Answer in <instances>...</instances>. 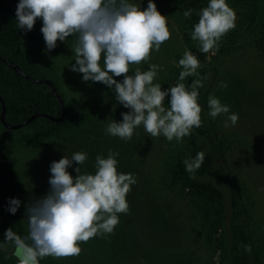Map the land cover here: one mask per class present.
<instances>
[{"label": "rangeland", "instance_id": "1", "mask_svg": "<svg viewBox=\"0 0 264 264\" xmlns=\"http://www.w3.org/2000/svg\"><path fill=\"white\" fill-rule=\"evenodd\" d=\"M134 2L142 9L148 4V0ZM226 2L235 11L236 26L228 32L223 46L215 54L208 53L202 62L207 79L198 103L211 142V164L235 189L237 210L233 228L230 213L224 222L221 215H215L210 240L198 206L181 193L190 189L172 172L179 154L188 157L192 153L189 139L152 137L143 125L134 129L131 140L107 134L108 124L122 122V113L130 109L116 99L114 86L85 82L82 73L71 70L75 39L58 40L52 50L44 40L46 59L62 73L66 88L77 106L86 111L87 120L55 136L26 141L17 149L15 156L25 184L22 209L27 228V207L48 194L51 164L64 156L70 159L78 151L87 154L83 165L73 161L68 168L75 177L76 167L80 174H94L97 156L107 158L109 152L118 153V172L136 178L126 196L129 210L118 214L114 231L81 242L79 255L57 259V264H238L235 251L241 264L264 262V0ZM154 3L167 19L171 38L159 51L153 49L148 61L130 65L129 74L136 68L147 71L151 64L159 65L153 83L167 90L181 82L179 73L183 69L178 62L186 50L199 60L193 48L198 41L191 38L193 30L183 21L178 0ZM114 79L122 82L123 76ZM210 96L229 106V114H238L235 126L228 121L225 127L228 114L209 116ZM164 106L169 108L167 98ZM248 245L251 253L245 250ZM8 249L13 251L11 246Z\"/></svg>", "mask_w": 264, "mask_h": 264}, {"label": "clouds", "instance_id": "2", "mask_svg": "<svg viewBox=\"0 0 264 264\" xmlns=\"http://www.w3.org/2000/svg\"><path fill=\"white\" fill-rule=\"evenodd\" d=\"M192 11L188 9L183 15L190 17ZM198 16L191 38L198 41L202 52L215 54L221 38L236 26L235 11L226 0H209ZM37 18L43 21L41 32L48 50L54 49L58 40L75 37V63L71 70L82 73L85 82L114 86L116 99L130 109L122 113V122L113 120L108 124L107 134L131 140L134 129L143 125L152 137L163 135L168 141H179L201 126L198 89L203 87L202 79L193 80L191 90L184 83L162 90L160 84L153 83L159 65L151 64L147 71L136 68L134 74H129L130 65L148 61L152 50L159 51L171 38L167 19L154 0H148L143 9L134 0H19L17 27L30 31ZM178 64L183 69L180 81L199 76L200 61L191 51L186 50ZM120 76L122 82L114 79ZM222 86L227 84L222 82ZM169 96L170 107L166 109L164 101ZM208 107L212 118L228 114L225 127L229 126L228 121L232 126L238 122V114H229V106L215 96L208 98ZM117 155L109 152L107 158L97 156L94 174H80V168L76 167L75 177L68 168L73 161L83 165L86 153L78 151L70 159L64 156L52 162L50 191L26 209L27 236L8 228L0 248L11 246L17 264H40L47 256L57 259L77 256L82 251L81 242L112 233L119 223L118 214L129 210L126 196L136 183L131 173L118 172ZM203 160V152L186 159V171L195 173ZM20 203L19 199L10 201L12 214ZM244 247L251 253L250 245Z\"/></svg>", "mask_w": 264, "mask_h": 264}, {"label": "trees", "instance_id": "3", "mask_svg": "<svg viewBox=\"0 0 264 264\" xmlns=\"http://www.w3.org/2000/svg\"><path fill=\"white\" fill-rule=\"evenodd\" d=\"M18 3L19 0H0V243H4L8 228L22 237L28 233L23 221L22 198L25 184L15 156L17 149L26 141L55 136L80 127L87 120L86 111L77 106L66 88L62 73L44 55L42 19L37 18L30 31L17 27L15 7ZM208 3L209 0H178L182 19L189 29L193 30L199 20V11L207 7ZM188 9L193 11L186 18L183 13ZM226 37L228 33L219 41V47L223 46ZM73 39V36L67 38ZM193 48L200 61V68L197 70L199 76H189L179 82L184 83L189 90L192 81L197 78L202 79L204 84L202 62L208 54L200 50L199 43ZM201 88L198 89L199 92ZM166 98L169 105L170 96ZM201 121V126L193 128L191 134L186 136L192 144V153L188 157L179 154L172 172L190 189V192L181 193L198 206L202 216L201 224L210 240L209 233L216 214L221 215V222H224L227 212L230 213L233 221L231 228L235 226L237 200L233 186L225 183L228 181L211 164V142L202 120V112ZM199 152L204 153L201 167L195 173L186 171L184 161L195 158ZM12 199H19L21 202L15 214L10 212ZM248 232L251 237L250 231ZM235 253L236 263L241 264V257L237 251ZM260 262L264 264L263 261ZM57 263V258L51 256L40 260V264ZM0 264H17V258L12 252L0 248Z\"/></svg>", "mask_w": 264, "mask_h": 264}, {"label": "water", "instance_id": "4", "mask_svg": "<svg viewBox=\"0 0 264 264\" xmlns=\"http://www.w3.org/2000/svg\"><path fill=\"white\" fill-rule=\"evenodd\" d=\"M16 9H17V7H15ZM6 250H9L8 249V245H6L5 247H4ZM10 251V250H9ZM11 252H13V251H11Z\"/></svg>", "mask_w": 264, "mask_h": 264}, {"label": "flooded vegetation", "instance_id": "5", "mask_svg": "<svg viewBox=\"0 0 264 264\" xmlns=\"http://www.w3.org/2000/svg\"><path fill=\"white\" fill-rule=\"evenodd\" d=\"M13 253V252H12Z\"/></svg>", "mask_w": 264, "mask_h": 264}]
</instances>
